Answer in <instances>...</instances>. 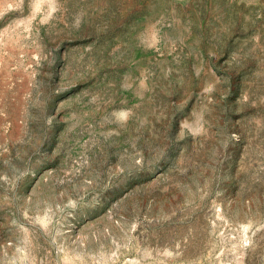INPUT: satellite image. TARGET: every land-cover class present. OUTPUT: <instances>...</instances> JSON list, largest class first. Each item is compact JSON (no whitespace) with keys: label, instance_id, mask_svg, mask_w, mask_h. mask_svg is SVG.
<instances>
[{"label":"rangeland","instance_id":"obj_1","mask_svg":"<svg viewBox=\"0 0 264 264\" xmlns=\"http://www.w3.org/2000/svg\"><path fill=\"white\" fill-rule=\"evenodd\" d=\"M0 264H264V0H0Z\"/></svg>","mask_w":264,"mask_h":264}]
</instances>
